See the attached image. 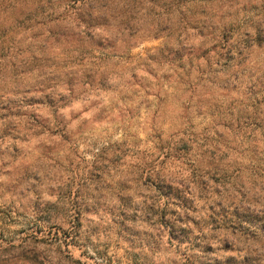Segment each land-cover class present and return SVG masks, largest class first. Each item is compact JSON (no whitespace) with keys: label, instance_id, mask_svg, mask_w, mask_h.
<instances>
[{"label":"rangeland","instance_id":"374dc122","mask_svg":"<svg viewBox=\"0 0 264 264\" xmlns=\"http://www.w3.org/2000/svg\"><path fill=\"white\" fill-rule=\"evenodd\" d=\"M263 14L264 0H0V264H32L24 246L42 264H264V237L230 227L174 240L189 203L165 215L159 188L213 165L241 168L250 196L264 185L235 141L219 161L218 125L250 86L227 77L264 67L244 35ZM241 40L244 64L228 51Z\"/></svg>","mask_w":264,"mask_h":264},{"label":"trees","instance_id":"16d2710c","mask_svg":"<svg viewBox=\"0 0 264 264\" xmlns=\"http://www.w3.org/2000/svg\"><path fill=\"white\" fill-rule=\"evenodd\" d=\"M261 26L263 27L262 29H260ZM251 29L245 30V39L252 40L253 43L257 42L258 46L262 45L264 43V14L253 22ZM224 38L225 34H221V40ZM240 42L242 46H238V43H235L228 51L235 49L236 54L242 57L240 63L244 64L248 58V55L244 53L245 47L243 46L246 41L241 40ZM226 56L228 57V55ZM259 71V75L255 73L246 75L245 68H241L240 72H236L232 77H227L225 85L228 86L232 83V88H235L238 82V84H241L243 77L248 78L250 86L244 96L237 100L238 106L232 108V110H229V108L224 109L229 120H219L220 122H218V125L228 130V135L232 138V142L226 140L222 143L227 151L226 153L225 151L224 153H219V155L221 154L219 161L222 159L224 161L228 151L233 148L231 144L235 141L237 147H242L243 150L249 149L252 153L250 156L252 160L246 167L242 168V170L246 169L251 172V176L255 174L258 176L264 175V67ZM258 115L263 116L257 118ZM215 135L221 139V135L218 132H215ZM216 151H219V149ZM162 154L164 158H168L167 156L170 155L168 152H162ZM210 155L214 156L215 153ZM213 166L211 167L212 172L208 169L200 173L194 168L193 173L186 178L189 180V185L186 187L183 186L182 179L178 182L166 178L160 181L159 188L162 189L164 198L163 214L166 215L173 212L169 209L172 205L182 204L185 207L189 203V207H185L183 211L186 219L184 221L185 225H172L169 231L170 235L173 236L174 240L178 239L179 236L185 239V234L190 233V228L187 225H202L205 228L213 226L215 229L230 227L232 233L235 234L239 231L246 237L253 239L264 237V185L260 187L258 192L250 196L245 190L241 191V188L243 189L242 186L237 187L231 182V178L234 175L237 176L241 172V168L234 169L230 175H227L224 169L222 171L219 170L218 165H216L218 168ZM225 167L231 166L225 163ZM204 177L208 178L203 179ZM175 185L180 186L181 190ZM195 199L203 201L200 207L198 204L194 206L193 201ZM188 211L197 215L195 217L187 216L185 213H188ZM182 218L179 215L177 221L181 222ZM163 221L166 224L167 220L163 219ZM178 242L182 243L183 241L179 239ZM224 242L226 247L230 246L228 241ZM41 254L34 246H24L20 248L18 254L14 257L19 261L32 264L49 262L47 256ZM60 254L61 251L58 252L57 260L60 259ZM261 256V254H258V257Z\"/></svg>","mask_w":264,"mask_h":264}]
</instances>
